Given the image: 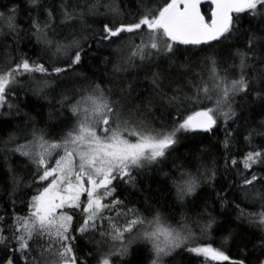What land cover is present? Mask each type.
<instances>
[{
    "label": "snow or ice",
    "instance_id": "snow-or-ice-1",
    "mask_svg": "<svg viewBox=\"0 0 264 264\" xmlns=\"http://www.w3.org/2000/svg\"><path fill=\"white\" fill-rule=\"evenodd\" d=\"M23 2L38 13L23 22L27 27L15 0L0 9V109L21 121L0 138L6 164L0 187L9 205H0V264H130L139 246L148 264H180L186 254L209 264H264V147L251 144L264 138V0H60L47 8L43 0ZM241 14L256 20L255 28H243ZM24 42L33 55L21 50ZM192 49L208 53L201 59L206 74L180 60ZM105 50L111 56L102 63L110 71L98 80L95 72L77 71H91L90 58L99 60L96 53ZM221 51L227 60L218 59ZM57 90L59 108L48 118L62 117L53 125L58 131L39 127L42 121L9 102L22 91L51 105ZM241 123L256 126L248 128L251 150L238 162L229 152ZM221 128L223 140L214 146ZM184 141L198 143L197 153L181 163L175 157L164 171ZM216 146L224 150L222 170L212 154ZM149 174L170 182L163 192L172 203H161L163 195L154 203L144 198L142 212L128 196ZM218 175L227 180L220 191ZM205 186L222 210L233 194L259 210L233 201L228 215L235 219L222 224L211 203H199ZM231 223L237 228L224 226ZM220 228L227 232L222 244L237 229L259 235L235 259L212 243L189 247Z\"/></svg>",
    "mask_w": 264,
    "mask_h": 264
},
{
    "label": "trees",
    "instance_id": "trees-1",
    "mask_svg": "<svg viewBox=\"0 0 264 264\" xmlns=\"http://www.w3.org/2000/svg\"><path fill=\"white\" fill-rule=\"evenodd\" d=\"M9 0H0V9L3 8V5L5 3H8ZM16 3H19L21 5L20 7V18L21 22L23 24L24 21L29 19V16H36L38 13L35 11H32L31 9L27 8L23 2V0H15ZM44 7L47 8L53 4L59 5L60 0H43ZM83 2V0H81ZM69 3H74V0H69ZM131 7V5H130ZM203 7H207V4ZM41 19L43 20L44 17L41 16ZM60 22V16L57 14V25H59ZM126 23L132 22L130 19L125 20ZM89 23H92L90 20ZM251 23V26L255 28L257 21L252 20L251 16L248 14H241V24L243 28L249 27V24ZM24 27H27L26 24H23ZM94 27H99V23H96L93 25ZM78 27V26H77ZM68 34V30L64 31V35ZM10 42V41H9ZM237 47H243L242 44H237ZM21 50L28 52L29 55H33V45L31 43L24 42L21 45ZM36 52L39 51V49H35ZM208 53L206 51L201 52L197 49H192L187 53L186 56H181L180 60L184 61L187 59L192 64L193 71L200 72L202 74L207 73V68H205L201 64V59L204 55H207ZM96 56L100 57L99 60L90 58V63L92 65L91 71L86 66L85 68L77 69V71L85 72L87 75L92 76L93 72L96 73V75L93 77L95 79H99V74L102 71H110V66L106 69L104 64L102 63V60L104 57H110L111 54L109 51H100L96 53ZM218 59L221 61L227 60L228 57L225 52L221 51L218 54ZM136 74L133 73L132 75H127L124 78H127L129 80L133 79V76ZM141 77L143 76V73L139 74ZM183 76L187 79H191L193 81L196 80V77L193 75L192 72H185L183 73ZM104 83H107V79L104 81ZM181 83H183V80H181ZM142 87L147 88L148 85L145 83L142 85ZM16 97L13 99L11 96L9 97V102L12 104L20 105L22 112H28L33 117L36 118L37 121H42L38 126L39 127H45L48 126L50 131H58V129L54 128L53 125H57L60 122V119L62 117H56L54 116L51 121H49L48 113H56L59 106L55 104V99H58V90L57 92H53L50 95V99L53 100V104H48L47 102L40 100L36 101L35 98H30L28 95H25L22 91L16 92ZM25 105H28L25 107ZM39 105L42 107H36L35 110H33V107ZM38 113H42V115H39ZM256 119H259V116L256 117ZM0 121H6L2 126H0V138L6 137L7 133L15 131L16 127L21 123L19 118H16L14 115H6L4 109H0ZM256 125L253 123L251 125H244L241 123L240 129L235 133V139L232 141V144L234 145L229 152V155L234 156L238 162L242 161L243 155L246 151L251 150L249 147L248 142L244 139L245 136L248 135V128L249 127H255ZM230 127H234L233 125H230ZM223 128H221L216 133V137L210 141L212 145H218V142L223 140ZM260 131H264V129H260ZM205 144L209 143V140L204 141ZM251 144L257 147H264V138L261 137H254L251 141ZM200 145L198 143H193L192 141H184L178 148L177 152L173 154V157L169 159V161L163 165L164 171H170L169 165L172 163L173 159L175 157H179L175 162L181 163L183 161L191 160L192 156L197 153V149ZM213 156L216 158L217 166L221 170L223 169V161L220 159L221 156L224 154V150L222 147L216 146L213 147L212 150ZM15 163H19L18 157L12 158ZM6 167L5 161L3 159V156L0 155V175L3 174V170ZM195 167V162H193V170ZM242 168V165H240ZM234 176V173L231 171L227 175V179H232ZM159 180L161 183H157L154 181V179L151 178V174H149V177L146 178V182L144 184L140 185V191L139 192H132L128 196V201L136 202V206L140 207L141 211H144V208L141 206L142 201L144 198H148L149 203H154L155 199L158 196L163 195L164 199L161 200V203L167 202V204L172 203V194L170 192H163V189L165 187H170V182H164L163 176L159 177ZM227 182V180L223 177H220L218 175V179L216 182V190L220 191L222 188V185H224ZM149 185L151 188L149 189ZM119 191V188H118ZM32 194V193H29ZM198 195L201 197V200L199 203H203L206 199L209 203L213 205L212 208L209 209V211H212L215 216H217L218 220L224 224V222L234 220L235 218L233 216L228 215L231 212H234L235 209L232 207L233 201L235 203L240 204L241 208H244L246 211L249 212H256L259 209L257 207H250L247 203H242L240 199H236L235 195H230L228 197V207L225 209H221L219 205L215 202L214 199V192L212 188H209L205 186L203 190L198 193ZM26 198V197H22ZM123 199V197H121ZM85 199L84 197L82 200ZM126 201V203L128 202ZM0 205L4 207H9L8 201H7V190L3 187H0ZM9 211L11 209L9 208ZM16 211L23 215L24 209L23 206L19 203V200L17 201V207ZM164 211V209H162ZM76 219H79V216H76ZM171 223L175 224V221H170ZM225 227H231V228H237V225L235 223H231L230 225L225 224ZM237 235L236 237L229 241L227 244H222L221 241L224 236L227 235V232L223 230V228L220 229H214L211 233V239H202L199 241H196L194 243L189 244V247L196 246L197 244H203V243H212L213 247L220 248L222 251H225L227 255H229L232 258H237V253L239 248L244 244L248 243L249 240H255L256 237L259 235V231L257 229H246V230H240L237 229ZM244 236H247V240L244 239ZM91 250V249H89ZM178 261H180V264H203L205 262L204 259L197 257L195 255H185L182 257L177 258ZM149 260V254L148 252L143 248V246H139L137 250L129 257L130 264H148ZM118 264V262H117ZM172 264H176V262H172ZM223 264H228V262H223Z\"/></svg>",
    "mask_w": 264,
    "mask_h": 264
},
{
    "label": "rangeland",
    "instance_id": "rangeland-1",
    "mask_svg": "<svg viewBox=\"0 0 264 264\" xmlns=\"http://www.w3.org/2000/svg\"><path fill=\"white\" fill-rule=\"evenodd\" d=\"M83 198V197H82ZM203 264H209V262L207 260H205V262Z\"/></svg>",
    "mask_w": 264,
    "mask_h": 264
},
{
    "label": "water",
    "instance_id": "water-1",
    "mask_svg": "<svg viewBox=\"0 0 264 264\" xmlns=\"http://www.w3.org/2000/svg\"><path fill=\"white\" fill-rule=\"evenodd\" d=\"M206 5V4H205Z\"/></svg>",
    "mask_w": 264,
    "mask_h": 264
}]
</instances>
